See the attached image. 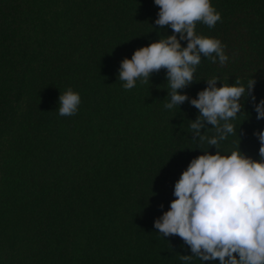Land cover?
<instances>
[{
	"label": "trees",
	"instance_id": "1",
	"mask_svg": "<svg viewBox=\"0 0 264 264\" xmlns=\"http://www.w3.org/2000/svg\"><path fill=\"white\" fill-rule=\"evenodd\" d=\"M211 4L221 21L195 30L226 45L229 60L201 54L178 90L189 99L166 109V69L130 90L118 77L123 59L172 34L155 25L154 0H0V264H185L190 248L154 221L190 161L216 152L190 131L199 111L190 100L213 76L218 87L254 77L264 98V0ZM68 88L81 103L60 116ZM242 104L220 150L259 159L264 119L251 98Z\"/></svg>",
	"mask_w": 264,
	"mask_h": 264
},
{
	"label": "clouds",
	"instance_id": "2",
	"mask_svg": "<svg viewBox=\"0 0 264 264\" xmlns=\"http://www.w3.org/2000/svg\"><path fill=\"white\" fill-rule=\"evenodd\" d=\"M159 7L155 25L170 27L172 34L134 51L132 57L121 61L118 77L126 90L139 80L149 82L154 72L166 69L168 102L166 109L180 106L189 99L178 90L191 84L201 54L213 63L224 66L229 57L219 39L198 35L197 23L214 28L221 14L211 0H154ZM187 41L186 46L181 41ZM219 77L207 79V87L199 91L190 104L198 109L189 128L199 143L215 147L213 154L193 158L175 182L174 197L168 210L155 219L154 228L162 237L178 236L191 251L181 255L188 264L193 257L202 262L219 260V264H264V130L257 136L259 159H252L240 150L222 154L220 143L235 134L232 123L242 112V98H251L256 119H264V98L256 102L254 77L242 84L217 86ZM81 97L68 88L59 96V115L72 116L78 112ZM207 125L215 129L211 137L201 133ZM240 142V140H239ZM162 207V206H161Z\"/></svg>",
	"mask_w": 264,
	"mask_h": 264
}]
</instances>
